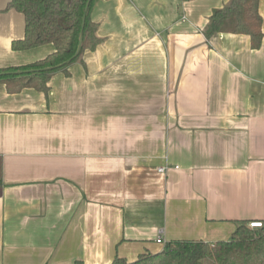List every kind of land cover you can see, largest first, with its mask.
I'll return each mask as SVG.
<instances>
[{"label": "crops", "instance_id": "1", "mask_svg": "<svg viewBox=\"0 0 264 264\" xmlns=\"http://www.w3.org/2000/svg\"><path fill=\"white\" fill-rule=\"evenodd\" d=\"M11 1L0 69L55 52L13 50L26 21ZM229 1L98 0L101 43L69 75L0 83V264L132 262L163 249L160 231L214 243L264 222V37H206Z\"/></svg>", "mask_w": 264, "mask_h": 264}, {"label": "trees", "instance_id": "2", "mask_svg": "<svg viewBox=\"0 0 264 264\" xmlns=\"http://www.w3.org/2000/svg\"><path fill=\"white\" fill-rule=\"evenodd\" d=\"M88 1H11L9 8L23 13L26 21L25 37L13 42V50L27 51L53 44L55 52L32 64L0 69V83L6 86L9 93L16 94L25 88L47 91L55 73L62 71L69 75L68 69L82 60L84 52L97 48L101 39L96 36L98 26L93 22L91 12L98 0H92L87 10ZM261 1L230 0L216 9L210 18L206 37L211 39L225 31L247 35L251 37L253 49L259 50L264 37L263 18L259 10ZM82 31V49L74 58ZM249 223L240 222L232 237L226 241H170L157 253H145L132 262L116 256L111 264H264V222L261 228H251Z\"/></svg>", "mask_w": 264, "mask_h": 264}, {"label": "built area", "instance_id": "3", "mask_svg": "<svg viewBox=\"0 0 264 264\" xmlns=\"http://www.w3.org/2000/svg\"><path fill=\"white\" fill-rule=\"evenodd\" d=\"M170 169H172V167L164 166V167H161L159 169V172L160 173H167V171H169ZM174 169H179V167H174ZM249 226L251 228H261V227H263V222H261V221H253V222L249 223ZM156 243L159 244V245H162V246H164L166 244V242L164 241V238H163V231H160L159 236L156 239Z\"/></svg>", "mask_w": 264, "mask_h": 264}, {"label": "water", "instance_id": "4", "mask_svg": "<svg viewBox=\"0 0 264 264\" xmlns=\"http://www.w3.org/2000/svg\"><path fill=\"white\" fill-rule=\"evenodd\" d=\"M91 1H92V0H89L88 3H87V10H88L89 7H90ZM84 22H85V19H84ZM83 26H84V25H83ZM82 42H83V31H82V33H81V35H80V45H79L78 51H77V53H76V55H75L74 58H76V57L79 55V53H80V51H81V49H82ZM19 73H20V72H17V74H19Z\"/></svg>", "mask_w": 264, "mask_h": 264}]
</instances>
